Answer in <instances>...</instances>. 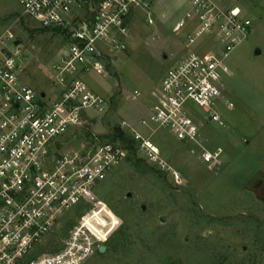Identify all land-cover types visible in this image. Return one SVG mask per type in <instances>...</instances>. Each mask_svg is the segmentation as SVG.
<instances>
[{"label": "rangeland", "instance_id": "obj_1", "mask_svg": "<svg viewBox=\"0 0 264 264\" xmlns=\"http://www.w3.org/2000/svg\"><path fill=\"white\" fill-rule=\"evenodd\" d=\"M144 2L127 18L129 36L110 77H85L109 100L107 111L86 113L56 141L57 153L86 155L105 143H118L124 152L69 211L65 229L87 221L106 246L86 264H264V0H215L224 8L238 6L250 25L225 62L223 99L214 107L218 120L195 107L207 145L222 150L221 163L204 161L193 146L165 130L153 136V147L178 171L181 183L143 159L132 138L128 141L132 128L147 131L141 120L191 35L190 29L173 30L188 9L182 0ZM21 13L17 0H0V36L8 33L21 45L24 81L49 94L51 66L65 35ZM116 127L123 138L115 137Z\"/></svg>", "mask_w": 264, "mask_h": 264}, {"label": "built area", "instance_id": "obj_2", "mask_svg": "<svg viewBox=\"0 0 264 264\" xmlns=\"http://www.w3.org/2000/svg\"><path fill=\"white\" fill-rule=\"evenodd\" d=\"M22 15L41 28L61 30L65 45L51 66V92H37L22 77V49L8 33L0 36V264H86L102 245L87 221L67 230L69 211L123 157L118 143L86 155L57 153L56 141L90 111L105 113L109 100L86 81L91 73L108 79L128 34L127 18L145 0H17ZM188 9L173 26L190 29L185 53L160 79L157 100L130 136L137 153L176 183L181 175L153 147L159 130L193 146L199 157L219 165L195 119L217 121L229 54L249 35L238 6L214 0H182ZM207 45L206 49L197 50Z\"/></svg>", "mask_w": 264, "mask_h": 264}, {"label": "trees", "instance_id": "obj_3", "mask_svg": "<svg viewBox=\"0 0 264 264\" xmlns=\"http://www.w3.org/2000/svg\"><path fill=\"white\" fill-rule=\"evenodd\" d=\"M112 67H113V66H111L110 64H108V68H109V70H110L111 72H113ZM124 135H125V134L123 133V131H121L119 127H116V136H115V137H121V138H123ZM128 138H129V140H128V139H127V140L131 143V140H130V139H131V136H130V137L128 136ZM132 141H133V139H132ZM135 149H136V148H135ZM133 166H134V168H135L136 170L139 169V165L137 166V164H134Z\"/></svg>", "mask_w": 264, "mask_h": 264}, {"label": "water", "instance_id": "obj_4", "mask_svg": "<svg viewBox=\"0 0 264 264\" xmlns=\"http://www.w3.org/2000/svg\"><path fill=\"white\" fill-rule=\"evenodd\" d=\"M15 44H18V41H15ZM260 51L257 49L256 50V53H259ZM127 197H131V192H127ZM143 210H145V205H142L141 206ZM106 250V246L104 244H102L99 248H98V251L100 253H104Z\"/></svg>", "mask_w": 264, "mask_h": 264}, {"label": "crops", "instance_id": "obj_5", "mask_svg": "<svg viewBox=\"0 0 264 264\" xmlns=\"http://www.w3.org/2000/svg\"><path fill=\"white\" fill-rule=\"evenodd\" d=\"M215 1V0H214Z\"/></svg>", "mask_w": 264, "mask_h": 264}]
</instances>
